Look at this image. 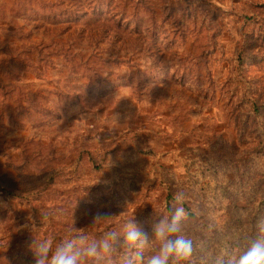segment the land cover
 <instances>
[{
  "label": "rangeland",
  "instance_id": "374dc122",
  "mask_svg": "<svg viewBox=\"0 0 264 264\" xmlns=\"http://www.w3.org/2000/svg\"><path fill=\"white\" fill-rule=\"evenodd\" d=\"M0 85V184L15 195L0 198L12 226L0 264H34L31 246L50 233L41 213L64 229L75 214L98 240L153 215L152 164L181 175L198 154L229 148L239 162L255 146L240 127L245 113L254 121L244 98L264 104V0H0ZM97 208L114 220L89 226Z\"/></svg>",
  "mask_w": 264,
  "mask_h": 264
},
{
  "label": "trees",
  "instance_id": "16d2710c",
  "mask_svg": "<svg viewBox=\"0 0 264 264\" xmlns=\"http://www.w3.org/2000/svg\"><path fill=\"white\" fill-rule=\"evenodd\" d=\"M32 16L35 17V13ZM243 101L246 104V111L250 112L255 122L245 113L240 131L251 126L256 144L239 154V162L230 158V149L226 148L220 155L205 153L191 158L181 175L172 173L160 162L149 167L156 173V181L157 184L159 182L162 191L156 197L157 205L153 215L151 217L147 214L143 216L144 221L141 224L146 229L154 215L165 213L174 206L175 193L180 190L179 188L188 191L190 196H194L195 200L203 205L205 214L199 215L192 210V204L195 201L187 198L184 204L189 218L183 226L182 234L191 239L194 248L191 259L184 264H212L217 255L227 250L236 251L238 254L256 237L257 221L264 219V104L249 97L244 98ZM146 154L150 157L155 155L152 151ZM230 168L234 170V176L224 178L223 176ZM133 171H140V169H133ZM147 171L140 172L146 174ZM167 172L172 176L166 175ZM59 173L60 171H55L54 174L49 175L47 183L57 178ZM134 179L130 178L126 181L136 186ZM179 184L180 187H178ZM13 196H15L13 192L0 184L1 199ZM70 211L72 210L67 212L71 213ZM220 212H225L228 218L222 226L217 227L208 221V217L212 215L215 218ZM60 215L57 211H51V214L41 213L40 216L35 217L49 225L50 233L47 240L52 242L53 248L69 235L80 234L70 232L71 229L56 228V221ZM45 217L46 220H44ZM188 222H197L200 227L191 237H188L190 229ZM11 228V224H6L5 211L0 207L1 240L4 239L2 235ZM106 231H108L107 228L101 229L98 231L99 235L94 238L101 239ZM6 244V242L2 243L3 246ZM117 247L119 254L116 257V264H119L120 256L124 255L127 250L123 246L122 240ZM28 260L29 258H26L24 263L32 264Z\"/></svg>",
  "mask_w": 264,
  "mask_h": 264
},
{
  "label": "clouds",
  "instance_id": "9594fccd",
  "mask_svg": "<svg viewBox=\"0 0 264 264\" xmlns=\"http://www.w3.org/2000/svg\"><path fill=\"white\" fill-rule=\"evenodd\" d=\"M109 186L108 181H97ZM187 193L178 190L174 197V206L162 214L152 217L146 229L134 216L123 222L119 231L108 230L99 240L89 241L86 229L76 228L77 220L73 216L69 235L53 248L52 242L45 239L31 246L34 264H116L119 254L117 247L122 240L127 250L119 258V264H184L193 255L191 239L182 234L183 226L189 218L184 207ZM89 226L109 224L116 216L103 208L90 210ZM47 218L45 217L44 220ZM43 221V220H42ZM257 235L240 251L227 250L217 255L212 264H264V219L258 220ZM150 254L146 255L145 253Z\"/></svg>",
  "mask_w": 264,
  "mask_h": 264
}]
</instances>
